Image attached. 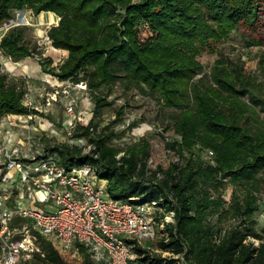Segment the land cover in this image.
Returning <instances> with one entry per match:
<instances>
[{"label": "trees", "instance_id": "1", "mask_svg": "<svg viewBox=\"0 0 264 264\" xmlns=\"http://www.w3.org/2000/svg\"><path fill=\"white\" fill-rule=\"evenodd\" d=\"M263 4L264 0H0V25L13 18L14 10L27 8L59 16L48 36L68 55L58 70L48 68L53 63L50 56L40 58L42 71L60 81H77L84 75L95 103L89 123H79L74 134L87 137L91 148L49 139L46 152L67 167H97L112 197L158 200L165 211L175 212V222L166 225L169 236L157 240L156 247L179 257H164L137 245L134 249L142 260L264 264V239L254 220L264 182V118L244 99L249 96L264 110V97L241 68H229L223 61L213 68L212 82L195 81L203 67L198 56L240 27L256 25ZM142 23L152 31L146 39L139 35ZM24 31L12 28L0 40V49L14 61L34 55ZM119 79L143 94H158L163 105L179 110L174 116L177 138L166 144L171 158L167 165L151 167V143L145 137L119 148L111 141L120 133L94 132L96 113L113 104L100 90ZM24 98V88L0 63V117L38 114ZM123 109L114 123L122 120ZM138 125L134 121L129 127ZM205 151L212 153L209 162L200 154ZM226 182L234 186L229 203L223 197ZM215 214L216 222L211 219ZM224 220L235 225L223 228ZM251 237L258 238L259 245ZM41 239L43 259L68 264L51 240ZM86 259L83 264H89L88 254Z\"/></svg>", "mask_w": 264, "mask_h": 264}, {"label": "rangeland", "instance_id": "2", "mask_svg": "<svg viewBox=\"0 0 264 264\" xmlns=\"http://www.w3.org/2000/svg\"><path fill=\"white\" fill-rule=\"evenodd\" d=\"M138 1V0H135ZM46 12V11H45ZM42 13V12H41ZM40 13V14H41ZM36 14L31 8L23 10H14L12 22L7 24V21L0 25V40L2 37L9 33L12 28H24V39L33 48L34 55L27 58L32 61L40 62V58L50 56L53 63L48 65L52 70H58V66L64 61L65 57L56 55L49 50L48 29L58 23H50L47 21L43 25L40 24L39 15ZM40 30L44 32L41 33ZM139 35L141 39H146L152 35L147 24L142 23L139 26ZM199 61L203 67L201 72L195 77V81L204 80V82H212L211 74L217 61H223L229 68H241L243 72L249 76L255 85L258 95L264 97V4L261 10L260 20L253 26H242L238 30L231 33L230 37L224 41L213 43L211 48L206 49L198 56ZM7 60H13L2 49H0V63L2 68L8 72L10 77L15 78L25 90L24 102L30 108L37 110L38 114L18 115L10 114L0 117V139L3 144L8 148L15 146L18 142H23L24 139L30 138L33 142V152L38 157L49 156L45 150L46 141L49 139L55 142H67L71 145H89L87 137H75V128L79 123L88 124L93 116L95 103L91 98V91L89 87L84 89L82 81L87 83V78L82 75L80 80L60 81L57 82L53 78H57L52 74L42 72L39 70L40 66L34 69L30 62L27 63L29 68L21 70H10L5 65ZM25 61V60H24ZM26 63V62H25ZM49 74L52 80H46L43 75ZM43 77V78H42ZM58 79V78H57ZM55 88H59L58 99L49 105L47 97L50 92ZM67 89L68 92L64 93L63 90ZM101 94L107 96L108 100L113 101V104L101 108L96 114L94 120L98 124L97 130L99 132L105 130L106 133L111 131L120 133L119 137L111 141L116 147L125 148L129 144L139 141L145 137L151 143L152 156L150 158V165L155 168L157 164L167 165L171 158L169 151L166 147L167 141L172 138H177L174 130V116L179 110L175 108L166 107L160 101L159 95L143 94L137 88L132 87L126 81L119 79L114 84L104 86L100 90ZM26 93L28 95H26ZM257 93V92H256ZM88 99L89 103L84 100ZM244 99L253 104L256 108L257 115L264 118V110L260 108L259 104L252 103L249 96L245 95ZM74 104L75 112L71 115L68 111V106ZM124 107L122 120L114 123L117 118V112ZM48 121L50 123H48ZM139 121V125L130 128V123ZM142 131H137L142 127ZM205 161L209 162L212 159V153L206 151L201 153ZM56 156V155H55ZM58 159V156H56ZM185 162V159L182 161ZM6 169L0 173V195L8 193L12 196L15 194L13 178L3 179ZM228 180V179H227ZM234 186L226 182V187L223 190V197L229 203L231 200ZM260 209L254 215L255 228L258 234L264 239V182L263 189L259 197ZM43 210L54 211L57 204L51 200L46 203H38L33 201L31 204ZM160 219V216L157 220ZM214 222L218 220L215 214L211 218ZM18 222V221H17ZM233 220H224L222 222L223 228H230L235 225ZM219 224V223H218ZM52 240L46 236H38V246L43 250V242L41 238ZM159 237L145 243L144 248L149 247L157 248V240ZM255 238V237H253ZM258 240V238H256ZM252 240V239H251ZM54 244V243H53ZM58 249V248H57ZM1 250V249H0ZM59 250V249H58ZM68 264H83L86 259L87 253L82 252L77 255L74 252L66 253L59 250ZM135 261H141L140 256L136 249ZM160 252V251H155ZM164 257L178 258L179 256L173 255L171 252H161ZM89 255V254H88ZM41 257V258H40ZM22 263V262H21ZM24 264H56L43 259L42 256L36 255L31 260L23 262ZM89 264H96L89 256ZM179 264H184L178 261Z\"/></svg>", "mask_w": 264, "mask_h": 264}, {"label": "built area", "instance_id": "3", "mask_svg": "<svg viewBox=\"0 0 264 264\" xmlns=\"http://www.w3.org/2000/svg\"><path fill=\"white\" fill-rule=\"evenodd\" d=\"M81 86L88 88L84 81ZM59 92L55 88L48 94L49 105ZM68 111L74 114V104ZM3 169V179L13 178L16 193L0 195V264H24L36 255L45 256L39 235L51 238L63 252H86L96 264H152L135 261L134 247H144L159 234L167 238L166 225L175 222V212L165 211L158 200L112 197L107 180L91 164L67 167L55 155L36 156L30 138L10 148L0 139V173ZM51 200L57 204L54 211L31 205ZM160 214L164 215L157 220ZM250 239L259 245V240Z\"/></svg>", "mask_w": 264, "mask_h": 264}, {"label": "bare ground", "instance_id": "4", "mask_svg": "<svg viewBox=\"0 0 264 264\" xmlns=\"http://www.w3.org/2000/svg\"><path fill=\"white\" fill-rule=\"evenodd\" d=\"M46 16L48 17V20H49V22L50 23H56L58 20H59V16L55 13V12H53V11H48L47 13L44 11V12H42L40 15H39V18H40V24L41 25H43L44 24V22H46L47 21V18H46ZM2 27L0 26V31L2 30L1 29ZM40 32L41 33H43L44 31L43 30H40ZM49 50L50 51H52L54 54H55V56L56 55H62V56H64V57H66L67 56V54H68V51L67 50H65V49H60V48H56L55 46H53V45H49ZM56 57H58V56H56ZM28 58V57H27ZM28 59H25V61H23V62H14V60H7L6 62H5V65L7 66V68L8 69H10V70H16V69H18V67L17 66H21V70H25V69H27V68H29V66L27 65V63L28 62H30V64L32 65V67L35 69L36 67H37V65H36V63L34 62V61H32V59L30 60L29 59V61H27ZM26 62V63H25ZM44 76V78L46 79V80H52V77L53 76H51V75H49V74H45V75H43ZM43 78V77H42ZM55 81H57V82H59L60 83V81L57 79V78H53ZM86 103H89V100L88 99H85L84 100ZM48 123H50L49 121H48ZM142 128H144V125L142 126V127H140V128H138L137 129V131H142L143 129Z\"/></svg>", "mask_w": 264, "mask_h": 264}, {"label": "crops", "instance_id": "5", "mask_svg": "<svg viewBox=\"0 0 264 264\" xmlns=\"http://www.w3.org/2000/svg\"><path fill=\"white\" fill-rule=\"evenodd\" d=\"M47 13V12H46ZM58 24V23H57ZM51 45H52V43H50ZM49 44V45H50ZM60 55V54H59ZM68 55V54H67ZM62 56V55H61ZM63 57V56H62ZM67 57V56H66ZM65 57V58H66ZM29 58V57H28ZM25 59H27V58H25ZM25 59H23V60H20V61H14V62H23ZM37 63V65H39L40 66V68H39V70H41L42 69V67H41V65H40V63L39 62H36ZM43 72V71H42Z\"/></svg>", "mask_w": 264, "mask_h": 264}, {"label": "water", "instance_id": "6", "mask_svg": "<svg viewBox=\"0 0 264 264\" xmlns=\"http://www.w3.org/2000/svg\"><path fill=\"white\" fill-rule=\"evenodd\" d=\"M11 22H12V19L8 20V21H7V24H9V23H11Z\"/></svg>", "mask_w": 264, "mask_h": 264}]
</instances>
